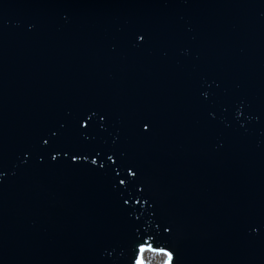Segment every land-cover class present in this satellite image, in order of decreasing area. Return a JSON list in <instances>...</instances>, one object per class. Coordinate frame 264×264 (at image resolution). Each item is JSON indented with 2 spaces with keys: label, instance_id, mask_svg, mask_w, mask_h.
I'll use <instances>...</instances> for the list:
<instances>
[{
  "label": "water",
  "instance_id": "95a60500",
  "mask_svg": "<svg viewBox=\"0 0 264 264\" xmlns=\"http://www.w3.org/2000/svg\"><path fill=\"white\" fill-rule=\"evenodd\" d=\"M95 107L154 201L149 243L264 264V0H0V264H126L136 229L95 166L21 162Z\"/></svg>",
  "mask_w": 264,
  "mask_h": 264
},
{
  "label": "snow or ice",
  "instance_id": "6c2138e0",
  "mask_svg": "<svg viewBox=\"0 0 264 264\" xmlns=\"http://www.w3.org/2000/svg\"><path fill=\"white\" fill-rule=\"evenodd\" d=\"M129 42L133 47H142L143 43L146 42V36L134 33ZM201 95L207 100L209 93L204 92ZM212 119L215 120L216 117L213 115ZM110 121L109 113L102 107L86 108L75 114L69 112L62 122H57L47 129V135L41 134L24 151V159L21 162L27 164L29 159L34 156L40 158V164L43 165L47 162L51 163L53 167L60 165L65 160L71 166H80L77 164L78 160L84 165L90 162L95 167H90L89 171L97 174L106 182L110 195L118 201L122 212L136 229L132 236L131 252L127 257L126 264H145L143 258L145 252H152L163 257V264H175L172 251H169L167 247H154L152 243H149V239L145 238L148 234L140 230L142 217L149 213L155 215L154 201L145 195L146 187L141 176L138 175L140 169L127 163L121 153L108 148L105 135L111 134L109 132ZM143 130L144 132L148 131L147 123L143 125ZM114 156L117 159H113ZM133 168L136 171H133ZM3 175L4 171L0 168V176ZM122 176L124 178H121ZM130 189L132 191H129ZM125 194L127 198H125ZM130 200L132 204H129ZM146 204L148 205L147 208L144 207ZM135 205H139L140 208L137 209ZM138 211L140 215L132 220L131 214ZM257 229L260 231L258 232ZM160 230L163 233H170L171 227L160 225ZM251 230V234L260 235L264 233V221L256 223L255 226L251 227Z\"/></svg>",
  "mask_w": 264,
  "mask_h": 264
},
{
  "label": "rangeland",
  "instance_id": "374dc122",
  "mask_svg": "<svg viewBox=\"0 0 264 264\" xmlns=\"http://www.w3.org/2000/svg\"><path fill=\"white\" fill-rule=\"evenodd\" d=\"M145 257V261H146V264H163V257L161 256H158V255H153V257H151V254H146Z\"/></svg>",
  "mask_w": 264,
  "mask_h": 264
},
{
  "label": "bare ground",
  "instance_id": "6f19581e",
  "mask_svg": "<svg viewBox=\"0 0 264 264\" xmlns=\"http://www.w3.org/2000/svg\"><path fill=\"white\" fill-rule=\"evenodd\" d=\"M146 254L148 255V254H151V257H153V254L152 253H150V252H146L145 254H144V256H146ZM143 256V258L145 259V257Z\"/></svg>",
  "mask_w": 264,
  "mask_h": 264
}]
</instances>
